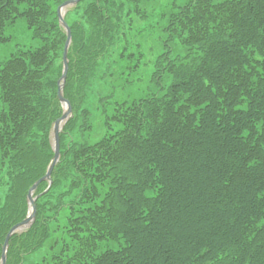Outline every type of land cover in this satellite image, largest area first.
<instances>
[{
    "label": "trees",
    "instance_id": "16d2710c",
    "mask_svg": "<svg viewBox=\"0 0 264 264\" xmlns=\"http://www.w3.org/2000/svg\"><path fill=\"white\" fill-rule=\"evenodd\" d=\"M62 1L0 0V47L18 21L37 43L0 60V256L53 155ZM122 2L91 0L92 30L66 21L73 112L52 183H38L35 219L10 236L6 264H264V0L166 3L156 13L157 90L132 102L101 97L105 132L77 139L90 122L84 87L123 32Z\"/></svg>",
    "mask_w": 264,
    "mask_h": 264
},
{
    "label": "rangeland",
    "instance_id": "374dc122",
    "mask_svg": "<svg viewBox=\"0 0 264 264\" xmlns=\"http://www.w3.org/2000/svg\"><path fill=\"white\" fill-rule=\"evenodd\" d=\"M64 1L67 0L62 2ZM123 1V6L126 9L122 13L121 27L123 34H116V37L111 39L106 52L95 68L96 75H94L91 83L84 87L85 99L82 108L90 112V122L85 131L77 129L72 133L77 139L80 136L84 138L85 136L87 138L95 137L105 132L102 127V110L99 108L101 97L106 95L110 102L121 100L132 102L138 98L148 96L158 88V85L152 81L150 76L151 71L154 69L152 63H154L161 50L162 35L157 31L158 25L156 24H159V18L156 13L162 10L166 6L165 4L171 0H148L143 3L141 1L137 9L130 7L125 0ZM90 4L91 0H84L77 7L68 6L65 15L68 24H77L86 31L92 30L93 26L88 21L89 17L86 14V8ZM119 7L117 4L113 10L115 11ZM10 35V42L4 47H0V52L3 51L0 54V60L6 58L18 48H33L37 45L36 41L31 38V32L23 21L16 23L10 30ZM59 62L60 59L56 61V66ZM72 112L71 109V114ZM0 191H3L0 193L1 203L5 195L2 185H0ZM27 263L32 264L33 259L28 258L25 264Z\"/></svg>",
    "mask_w": 264,
    "mask_h": 264
},
{
    "label": "water",
    "instance_id": "95a60500",
    "mask_svg": "<svg viewBox=\"0 0 264 264\" xmlns=\"http://www.w3.org/2000/svg\"><path fill=\"white\" fill-rule=\"evenodd\" d=\"M77 1L78 0L64 1L57 8L58 20L66 31V39L64 42L63 53H62V65H63L62 73H61V76L57 82V96H58L60 103L62 104L63 112L60 115V117L57 118L53 122V125L51 128V144H52V148H53V156H52V158L48 164L46 173L38 181H36L28 190L27 200H28V204H29V213L27 214L25 219H23L21 222L15 224V225H13L5 236L3 246H2V251H1L0 264H5V262H6V251H7V247H8V240H9V237L11 236V234H13L14 232H18V231L22 230L24 227L29 226L33 222V219L35 216L34 198H32L33 191L36 189V187L40 181L47 180L48 184L49 185L51 184V172L59 160V153H60V151H59V133L62 129L64 122L68 119V117L71 113L70 103L63 96V87L65 84L66 74H67V70H68L67 52H68V47H69V44L71 41V31H70L69 26L67 25V23L65 22V20L63 18L62 10H63V8H65L67 6L75 4Z\"/></svg>",
    "mask_w": 264,
    "mask_h": 264
}]
</instances>
